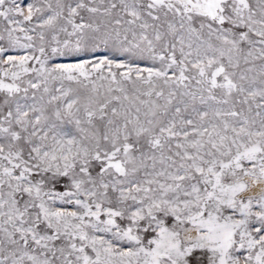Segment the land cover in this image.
<instances>
[{
    "label": "snow or ice",
    "instance_id": "1",
    "mask_svg": "<svg viewBox=\"0 0 264 264\" xmlns=\"http://www.w3.org/2000/svg\"><path fill=\"white\" fill-rule=\"evenodd\" d=\"M0 264H264V0H0Z\"/></svg>",
    "mask_w": 264,
    "mask_h": 264
}]
</instances>
